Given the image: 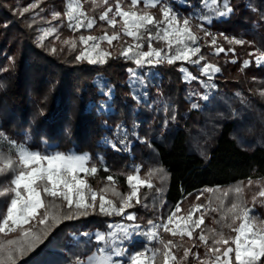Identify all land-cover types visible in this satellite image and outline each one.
Segmentation results:
<instances>
[{
	"label": "trees",
	"instance_id": "1",
	"mask_svg": "<svg viewBox=\"0 0 264 264\" xmlns=\"http://www.w3.org/2000/svg\"><path fill=\"white\" fill-rule=\"evenodd\" d=\"M129 2L124 0L125 4ZM168 2L182 17L202 7V0ZM30 3L36 7L21 16L19 12ZM67 3L68 0H0V69H3L0 71V131L18 141L24 140L27 134V143L34 150L89 152L91 163L99 169L95 176L88 177L89 183L97 191L107 188L106 197L117 204L113 189L126 195L131 190L126 176L136 174L134 168L139 166L140 177L150 179L153 187H141L142 204L127 211L135 212L136 222L144 227H148L149 219L154 222L166 219L176 203L182 201L181 215H186L194 204H203L209 209L201 225L207 235L219 227L215 220L221 215L210 209L221 208V202L224 209L230 206L237 200L236 187L242 189L239 197L245 206L254 208V214L264 219V206L260 203L264 198L258 196L264 187V95L261 94L264 66L258 67L255 63L260 52H264V0H230L234 11L228 17L213 18L209 25L217 45L234 49V54L213 55L211 39L201 33L199 45L206 57L202 64L210 63L221 69L212 81L201 76L202 65L164 62L143 69L148 75V95L142 100L133 98V87L129 86L127 69L135 65L119 55L123 40L106 45L111 53L107 63L92 65L86 60H75L84 47L78 41L79 35L100 36L105 31L109 34L113 31L106 21L99 20L107 6L99 0L96 5L91 0H82L85 13L94 17L96 23L92 29H69L64 15ZM114 3L115 0H109L110 5ZM55 11L61 12V17L54 21ZM148 11L159 16L158 8ZM48 27H56L57 32L45 37L43 46H39L41 29ZM221 34L233 42L229 43ZM66 39L76 42V51L62 43ZM124 39L131 42V38ZM234 39H242L244 43L237 45ZM53 46L57 49L54 54L50 51ZM233 59L237 62L232 63ZM245 60L250 61L247 68L242 67ZM183 65L205 83L215 85L208 93V100L201 98L206 95L207 87L186 80L179 71ZM109 90L111 94L105 96L103 93ZM105 102L107 107L98 111V105ZM193 103L199 107L193 108ZM121 125L126 129L128 142L118 145L121 150L116 151L111 144L124 137V133L117 132ZM4 145L0 140V146ZM105 165L107 172L103 170ZM155 169L163 171L149 178L148 173ZM107 175L114 176L115 184L106 180ZM10 179L11 174L0 176V183ZM249 180L254 183L249 185ZM201 192L203 195L197 200ZM253 196H257L255 203ZM60 203L56 201L57 205ZM5 208L6 201L0 198V212ZM64 210L63 206L49 208L50 217L57 218L56 224L46 237L40 233L43 243L19 257L17 264H75L77 258L85 260L98 245L94 238L81 233L106 231L107 223L122 218L96 212L63 220ZM201 229L192 238L182 240L163 230L160 237L183 245L179 250L172 248L178 257L186 248H192L203 258L205 248L198 240ZM16 236L0 234V240ZM145 244L144 239H135L131 247L143 249ZM150 246L160 247L156 242ZM187 264H197V261L190 255Z\"/></svg>",
	"mask_w": 264,
	"mask_h": 264
},
{
	"label": "snow or ice",
	"instance_id": "2",
	"mask_svg": "<svg viewBox=\"0 0 264 264\" xmlns=\"http://www.w3.org/2000/svg\"><path fill=\"white\" fill-rule=\"evenodd\" d=\"M97 2L98 0H91L93 5ZM202 3L203 7L209 10V14H201L199 19L208 24L212 23L213 16L228 17L234 11L230 6V0H210V2L202 0ZM103 4L107 7L100 13L99 20L106 21L113 31L110 34L105 31L100 36L79 35L78 41L84 47L75 56L77 62L86 60L92 65L107 63L111 53L101 47V42H107L111 46L114 41L123 40L119 55L135 65L127 69L131 81L130 88L136 87L138 82L144 84L146 74L139 71L140 69L155 67L164 62L169 65L177 61L202 65L201 76L206 77L209 82L221 71L216 65L202 64L206 61V57L201 54L202 49L198 43L200 37L192 31L191 16L182 17L168 0H130L128 4H125L124 0H115L114 5H110L109 0H103ZM140 4L143 5L142 8H138ZM35 7V4L30 3L23 7L19 14L23 16ZM80 8V0H68L67 10L64 12L68 21L67 27L92 29L96 19L89 17ZM149 8H158L159 16L149 12ZM60 17L59 11L52 13V20L55 21ZM117 17L120 19L117 20ZM118 25L119 30H117ZM197 27L204 32L205 37H211L210 46L214 48L213 55H219L221 52L225 55L228 52L234 54V49L226 50L218 46L215 35L202 25ZM41 31L43 34L38 37L39 46H43L45 37L56 33L57 28L48 27ZM125 37L131 38V42L125 40ZM224 39L229 43L233 42L226 35ZM62 43L70 45L71 51L77 50V44L73 40L66 39ZM234 43L242 45L244 41L234 39ZM50 51L54 54L57 49L53 46ZM231 62L237 61L233 59ZM255 63L258 67L264 66V52H260ZM249 65L250 61L245 60L242 67L247 68ZM179 71L187 73L186 80L197 81L203 87H215L214 84L205 83L183 66ZM103 94L109 96L111 91ZM261 94L264 95V92ZM144 95H148L147 91ZM133 98L139 100L141 97L134 93ZM201 98L209 99L208 95H203ZM106 107L107 102L100 104L98 111H103ZM192 107L197 108L199 105L193 103ZM117 132L124 133V137L111 146L114 150L120 151L118 145L128 142L127 132L122 125L118 126ZM27 139V134L24 140L18 141L0 131V140L5 142L4 146H0V176L11 174L10 181L0 183V198L6 201V208L0 212V234L5 237L10 233L17 234L15 239L0 240V264H17L19 257L33 250L38 243H43L40 233L43 232L46 237L57 222L56 216L50 217L49 208L62 206L65 208L62 213L63 220L78 219L96 212L107 217H122L120 223H107L106 231L81 233L83 236L94 238L98 247L87 256L86 260L77 258L75 264H187L190 255L195 258L197 264H264V219L254 214V208L245 206L244 201L239 197L242 192L240 187L235 189L237 200L232 201L226 209L223 202L221 208L210 209L221 212V215L215 220V224L219 227L211 229L207 235L201 229V225L204 224L205 213L209 209L203 204H194L186 215L181 216L179 213L182 211V201L176 203L166 219L161 218V223L149 219L147 230H142L141 225L136 223V213L127 210L142 204L140 188L151 189L153 184L150 179H143L138 174H128L126 182L131 190L126 195H122L113 189V195L119 201L117 204L106 198L107 188L97 191L89 183L87 178L95 176L99 169L96 164L91 163L88 153H65L53 148L46 151L34 150L27 143ZM103 170L108 171L106 165ZM140 171L139 166L134 168L135 173ZM162 171V169L150 171L148 177L151 178L155 172ZM106 180L115 184L113 175H107ZM253 183L252 180L248 181L249 185ZM202 195L203 192L197 195L196 199L200 200ZM258 196L264 198V187L258 192ZM256 199L257 196H253L254 203ZM56 201L61 203L57 205ZM260 203L264 206V199H261ZM197 213L199 215H196ZM158 229H163L172 237L179 236L181 240L184 237L192 238L196 230L201 229L198 240L205 248L203 258L198 251L193 252L192 248H186L183 255L178 257L172 248L175 246L179 250L183 245L174 244L172 239L164 240L159 236ZM139 236L145 237L147 243L143 249H132L134 239ZM152 242L158 243L160 247H151ZM193 247L196 245L194 244Z\"/></svg>",
	"mask_w": 264,
	"mask_h": 264
},
{
	"label": "rangeland",
	"instance_id": "3",
	"mask_svg": "<svg viewBox=\"0 0 264 264\" xmlns=\"http://www.w3.org/2000/svg\"><path fill=\"white\" fill-rule=\"evenodd\" d=\"M100 1V3L101 4H103V0H99ZM180 1V0H179ZM209 2H210V0H209ZM80 4H81V8H80V10H82V11H84V9H83V7H82V0H80ZM221 6H222V4H221ZM74 7H75V5H74ZM85 12V11H84ZM201 14H209V10L208 9H205L204 7H203V3H202V7H201V9L200 10H198L197 12H195V13H191L189 16H191V19H192V31L197 35V36H199V37H201V33L203 32L200 28H198L197 27V25H202L203 26V28H205V29H207L209 32H210V30H209V25L210 24H208L206 21H201L200 19H199V16L201 15ZM111 15V14H110ZM118 18L119 17H117V20H118ZM213 18H222V17H218V16H213ZM203 36H204V34H203ZM205 37V36H204ZM207 38H209V39H211V37L209 36V37H207ZM200 41H198V43H199ZM155 43V42H154ZM106 45H107V42H101V47L103 48V49H105L106 51H108L107 50V47H106ZM145 50H146V46H145ZM183 67H185V68H187L188 69V67L186 66V65H183ZM201 67V66H200ZM189 70V69H188ZM139 71H141L142 73H145L144 72V70L143 69H140ZM190 72V71H189ZM191 73V72H190ZM146 75H145V77H144V84H140L139 82L137 83V86L136 87H133V91H134V93L137 95V96H140L141 98L139 99V100H142V99H146V97L147 96H145L144 95V93H145V91H147V88H145V85H147V81H146V77L148 76L147 75V73H145ZM184 75H185V77H187V73H184ZM131 82V81H130ZM209 82V81H208ZM211 84V83H210ZM211 90H212V87H207V93H206V95H208V93H210L211 92ZM68 152H76V153H79V154H83V153H88L89 154V152H77V151H74V150H70V151H68ZM67 152V153H68ZM89 156H90V154H89ZM136 174H138L139 175V173H136ZM81 175H83V174H81ZM140 176V175H139ZM88 179V178H87ZM107 198V197H106ZM108 199V198H107ZM250 208V207H249ZM179 215H181V214H179ZM181 216H183V215H181ZM120 222H122V218H121V220H119V221H114V222H111V223H120ZM123 222H125V223H131V222H127V221H123ZM162 221H158V222H156V223H161ZM137 223V222H136ZM141 225V224H140ZM141 228H142V230H147V227H144V226H142L141 225ZM162 230L163 229H158L157 231H158V233H159V236H161V232H162ZM135 239H144L145 241H146V243H147V240H146V238L145 237H143V236H139V237H136ZM134 239V240H135ZM132 248V247H131ZM86 260V259H85Z\"/></svg>",
	"mask_w": 264,
	"mask_h": 264
}]
</instances>
